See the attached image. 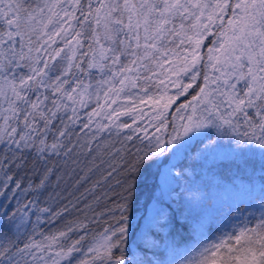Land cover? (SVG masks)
Segmentation results:
<instances>
[{"label": "trees", "instance_id": "obj_1", "mask_svg": "<svg viewBox=\"0 0 264 264\" xmlns=\"http://www.w3.org/2000/svg\"><path fill=\"white\" fill-rule=\"evenodd\" d=\"M228 2L230 11L234 0ZM15 5L23 26L34 5ZM122 5L112 4L121 27L111 25L113 46L98 67L91 66L99 31L92 20L73 35L78 47L69 69L64 39L49 32L48 39L18 38L13 61L23 67L15 76L27 82L0 98V264H264V95L240 119L227 117L186 138L177 108L202 88L213 33L198 52L194 81L184 74L166 84L161 68L159 78L153 67L160 51L150 49L151 40L145 50L133 51L140 46L133 47L123 30ZM172 18L166 27L174 35ZM25 41L31 50L40 47L27 53ZM170 41L165 38L162 47L174 49ZM39 63L44 79L32 72ZM102 81L111 84L107 94L122 88L110 95L116 98L109 122L84 98L86 87L96 92ZM165 86L172 94L167 112L157 125H146L132 111L141 99L125 96L156 95ZM113 122L117 132L106 144ZM125 140L129 145L120 149ZM160 173L169 180L164 194L155 192ZM149 206L155 210L147 218ZM257 242L262 245L252 247Z\"/></svg>", "mask_w": 264, "mask_h": 264}, {"label": "rangeland", "instance_id": "obj_2", "mask_svg": "<svg viewBox=\"0 0 264 264\" xmlns=\"http://www.w3.org/2000/svg\"><path fill=\"white\" fill-rule=\"evenodd\" d=\"M20 1L16 0L17 4ZM121 1L123 8L121 7L119 10L120 12L126 11V14L123 13L125 17L123 18L124 28H122L126 31L128 39L133 41V47L140 46L137 49L134 48L133 51L145 50L143 45L151 40L150 49L153 47L160 51L159 57L152 62L153 67L157 69L158 74L156 75H159V78H161L159 74L161 68L164 74L162 76L169 79L164 81L166 84L174 83L173 81L183 77L184 74L189 75L186 80L188 83L194 81L198 75L196 68L198 52L203 42L206 41L204 38L212 35L214 37L213 42L209 45L210 51L205 62L202 88L189 102L183 103L177 108V110L179 109L178 120H182L184 124L181 133H185L186 138L198 136L211 123L218 121V125H221L227 117L230 119L236 116L240 119V116L244 115L241 111H246L250 105H255L260 99V95H264V0H234L230 11H227L228 0ZM116 2L117 0H31L34 7L32 9L29 7L31 12L23 16L26 23L20 26L18 21L20 10L16 7L15 0H0L1 100H4L9 94L20 92L27 82V78L15 76L23 65L13 61L14 53L19 47L18 38L22 36L25 40V33L36 36L45 35L47 39L52 34L54 38L64 39L62 41L63 48L69 49L71 52L66 60V66L69 69L73 53L78 47V39H74L73 35L75 31H84L87 22L92 20L98 25L99 31L97 35H94L96 48L91 56V61H93L91 66L98 67L100 61L113 46V41L108 37L111 25L118 27L115 28V31H120V22L114 20L115 18L111 15L112 4ZM76 6H79V14H73V9H78ZM172 17H176L174 19L176 21L174 35L169 34L170 31L166 27L170 23L169 19L172 22ZM152 21H155L153 27L150 23ZM147 26L153 29L150 30ZM167 37L170 38L173 45L176 42L174 49H166L168 48L166 44L164 48L162 47L161 43ZM91 40L93 41V39ZM25 43L27 53L36 52L40 47L39 45L36 49L31 50L29 41H25ZM183 48L186 49L182 53ZM57 55L58 51L48 58L52 60ZM145 55L144 53L142 59L146 57ZM130 58L134 59V56ZM40 65L41 63H39V68L32 72L44 79L43 74L39 75ZM8 66L11 67L9 72L6 69ZM110 77L107 78L111 79ZM15 80H17V85H13ZM111 81L112 79L110 80L112 84ZM110 83L102 81L96 88V92H93V87L89 85L86 87L88 89L86 92L89 94L84 97L89 100L87 101L89 107L91 102L93 109L100 107L103 110L102 119L105 122H109L107 119L112 117L109 106L116 98L110 95L113 92L120 93L122 90V88L114 90L112 87V93L107 94V89H111ZM165 89L166 86L156 95H151L149 92H133L126 95L125 98L128 101H132L134 98L141 99L132 111L139 112L145 118L143 120L146 125H157L154 122H158L165 115L171 101L172 94ZM118 101L119 106L124 104L123 100ZM261 111L262 109H257L260 115ZM126 117L121 119L125 124L128 119ZM112 124L111 133L106 135V144L115 138L117 132L116 123ZM129 142V140H125L120 149L126 148ZM100 147L103 149V144ZM116 156L114 151L110 158L114 159ZM164 175V173H160L159 188L155 190L156 193L164 194L167 191L166 180L168 178H161ZM154 210L152 206L147 207L146 217L149 218ZM262 227L264 228V225ZM263 241L264 237L261 242ZM261 242H257L252 247L261 246Z\"/></svg>", "mask_w": 264, "mask_h": 264}]
</instances>
